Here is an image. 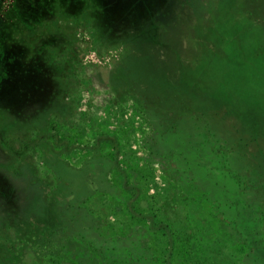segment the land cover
Instances as JSON below:
<instances>
[{
    "label": "rangeland",
    "instance_id": "obj_1",
    "mask_svg": "<svg viewBox=\"0 0 264 264\" xmlns=\"http://www.w3.org/2000/svg\"><path fill=\"white\" fill-rule=\"evenodd\" d=\"M0 4V264H264V0Z\"/></svg>",
    "mask_w": 264,
    "mask_h": 264
},
{
    "label": "clouds",
    "instance_id": "obj_2",
    "mask_svg": "<svg viewBox=\"0 0 264 264\" xmlns=\"http://www.w3.org/2000/svg\"><path fill=\"white\" fill-rule=\"evenodd\" d=\"M95 56L94 53L92 54H89L88 56L85 57V63L87 64L90 60L93 59V57ZM121 58L120 54L116 53V52H113L111 54V57L110 58H105L103 60H100V59H96L95 62L98 63V64H101L102 66L103 65H107L108 67H111L112 64H111V60L114 59L116 61H119ZM134 148L136 147L135 145L133 146ZM151 194V193H150Z\"/></svg>",
    "mask_w": 264,
    "mask_h": 264
},
{
    "label": "flooded vegetation",
    "instance_id": "obj_3",
    "mask_svg": "<svg viewBox=\"0 0 264 264\" xmlns=\"http://www.w3.org/2000/svg\"><path fill=\"white\" fill-rule=\"evenodd\" d=\"M0 6H2V4H0ZM3 9H6L5 7H2ZM1 21H3L2 19H0V26H1V28H0V30L1 31H5L6 32V35H8V36H10L8 33L9 32H11L12 33V31H13V25H11L9 22H1ZM4 32V33H5ZM1 33V35L2 34H4L3 32H0ZM13 34H11V36H12Z\"/></svg>",
    "mask_w": 264,
    "mask_h": 264
}]
</instances>
